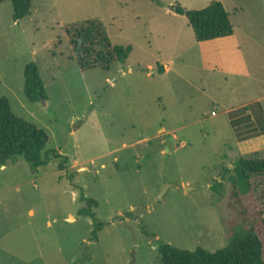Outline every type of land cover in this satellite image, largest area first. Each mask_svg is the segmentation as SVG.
Here are the masks:
<instances>
[{"label": "rangeland", "instance_id": "374dc122", "mask_svg": "<svg viewBox=\"0 0 264 264\" xmlns=\"http://www.w3.org/2000/svg\"><path fill=\"white\" fill-rule=\"evenodd\" d=\"M214 2L233 36L197 42L173 9ZM12 15L0 4V98L68 161L0 168V264H163L160 243L213 253L259 224L264 174L252 202L231 197L229 177L238 159L264 158V138L238 145L264 131V0H32L28 17ZM88 20L132 48L124 63L78 69L64 28ZM29 63L44 103L24 95ZM80 190L106 224L97 241Z\"/></svg>", "mask_w": 264, "mask_h": 264}, {"label": "trees", "instance_id": "16d2710c", "mask_svg": "<svg viewBox=\"0 0 264 264\" xmlns=\"http://www.w3.org/2000/svg\"><path fill=\"white\" fill-rule=\"evenodd\" d=\"M6 1L0 0V4ZM10 1L15 23L30 15L32 0ZM153 1L159 4V0ZM173 10L176 14L186 17L197 42L206 43L233 36L229 15L220 2H214L198 11L185 12L179 6ZM64 32L72 59L82 72L95 68L109 70L112 63H124L132 52L130 46L111 45L106 29L99 20H88L68 26L64 28ZM23 92L31 103L46 101L44 84L34 63H29L24 68ZM236 124L232 119L234 128ZM263 134L264 131L260 134L250 131L249 135L240 137V140H250ZM48 140V135L43 129L17 117L12 112L8 99L0 98V168L17 158H22L31 170L45 167L51 159L67 162L68 157L60 155L56 150L44 151ZM63 163L58 165L59 170H64ZM224 173H229V170L224 169ZM263 174L264 158L238 159L229 177L232 186L231 197L238 203L245 197L252 202L251 180L254 176ZM219 185L220 183L215 181L214 187ZM79 202L84 203L85 207L81 208L78 214L93 221L91 240L97 241L98 232L106 225L97 219L93 211L98 207V203L87 198L82 190L79 192ZM128 215L132 217V214ZM158 252L163 264H264V215L257 226L233 230L229 244L213 253L200 247L194 251L181 250L165 243L158 245Z\"/></svg>", "mask_w": 264, "mask_h": 264}, {"label": "crops", "instance_id": "0c3cea01", "mask_svg": "<svg viewBox=\"0 0 264 264\" xmlns=\"http://www.w3.org/2000/svg\"><path fill=\"white\" fill-rule=\"evenodd\" d=\"M227 39V38H226ZM217 41V40H216ZM213 42V41H212ZM206 43H208V42H206ZM258 102V101H257ZM161 132H163L164 131V129H161L160 130ZM264 138V135H262V136H259V137H256V138H253V139H250V140H248V142H252V141H254L255 139H263ZM247 142V140L246 141H243V142H239L238 143V145H240L241 146V144H245ZM253 146V145H252ZM2 168H4V167H2Z\"/></svg>", "mask_w": 264, "mask_h": 264}, {"label": "built area", "instance_id": "2783aa9c", "mask_svg": "<svg viewBox=\"0 0 264 264\" xmlns=\"http://www.w3.org/2000/svg\"><path fill=\"white\" fill-rule=\"evenodd\" d=\"M212 115H214V113H212Z\"/></svg>", "mask_w": 264, "mask_h": 264}, {"label": "water", "instance_id": "95a60500", "mask_svg": "<svg viewBox=\"0 0 264 264\" xmlns=\"http://www.w3.org/2000/svg\"><path fill=\"white\" fill-rule=\"evenodd\" d=\"M44 103V102H43ZM187 189V188H186Z\"/></svg>", "mask_w": 264, "mask_h": 264}]
</instances>
